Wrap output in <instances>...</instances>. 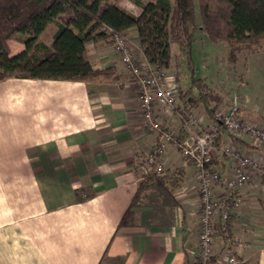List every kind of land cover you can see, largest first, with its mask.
<instances>
[{
  "label": "crops",
  "instance_id": "obj_1",
  "mask_svg": "<svg viewBox=\"0 0 264 264\" xmlns=\"http://www.w3.org/2000/svg\"><path fill=\"white\" fill-rule=\"evenodd\" d=\"M126 35L142 64L136 32ZM85 56L111 76L0 81V264H194L200 199L191 163L168 144L161 156L168 174L142 175L143 154L160 136L143 123L136 80L111 43H89ZM246 102L238 115L264 128L260 100ZM197 115L203 127L214 123L204 110ZM163 120L184 135L179 111ZM218 136L213 193L227 197L232 171L223 144L264 165V143L222 127ZM232 195L240 201L229 216L231 236L214 235L213 255L218 264L228 252L264 264V177L252 176Z\"/></svg>",
  "mask_w": 264,
  "mask_h": 264
},
{
  "label": "trees",
  "instance_id": "obj_2",
  "mask_svg": "<svg viewBox=\"0 0 264 264\" xmlns=\"http://www.w3.org/2000/svg\"><path fill=\"white\" fill-rule=\"evenodd\" d=\"M128 1L140 10L138 14L122 6L121 0H0V81L107 79L111 68H93L85 56L86 45L110 43L112 33L126 34L128 30L136 32L143 57L157 70L170 67L172 43L189 55L198 28L193 0ZM197 1L200 27L211 41L226 44L229 63H236L242 50L254 52L263 46L264 0ZM50 23L56 25V31L52 42L45 44L39 36ZM16 35L24 36L23 48L11 54L9 40ZM221 98L211 85L193 76L188 88L179 87L176 111L183 120L187 112L201 107L213 119ZM126 216L125 212L121 222ZM214 229L220 238L229 240V219L217 221ZM215 258L213 255L208 264ZM236 264L247 263L238 258Z\"/></svg>",
  "mask_w": 264,
  "mask_h": 264
},
{
  "label": "built area",
  "instance_id": "obj_3",
  "mask_svg": "<svg viewBox=\"0 0 264 264\" xmlns=\"http://www.w3.org/2000/svg\"><path fill=\"white\" fill-rule=\"evenodd\" d=\"M110 31V30H109ZM111 45L120 54V61L135 78L138 90V105L143 123L148 131L156 132L160 138L143 154L140 164L142 175H163L166 167L162 153L168 144L176 148L182 158L191 163L198 182L200 199L198 242L193 252L194 264H208L213 256V238L215 223L229 219L233 205L239 198L232 195L239 185L249 181L252 176L264 177V165L256 158L245 155L229 143H224L221 153L226 156L232 174L225 178L224 187L227 197H217L213 185L220 179V174L211 167V150L220 127L236 137L249 136L264 143V128L238 115L235 97L228 104L217 107L213 112L214 123L203 127L197 112H187L182 120L184 135L170 132L163 124V119L171 117L178 108L179 85L172 74L157 70L149 65L145 58L142 64L133 56L132 45L126 34L112 33ZM156 109L163 118H157ZM163 120V121H162ZM231 200V203L229 202ZM241 245V242H237ZM225 264H236L233 253H226Z\"/></svg>",
  "mask_w": 264,
  "mask_h": 264
},
{
  "label": "rangeland",
  "instance_id": "obj_4",
  "mask_svg": "<svg viewBox=\"0 0 264 264\" xmlns=\"http://www.w3.org/2000/svg\"><path fill=\"white\" fill-rule=\"evenodd\" d=\"M121 2L129 10H137V7L130 1L121 0ZM193 2L195 22L198 28L194 32L189 55L182 52L176 44H170L171 65L165 71L174 76L182 89L190 86L193 76L203 79L222 94L219 106L228 104L229 100L235 97L238 110L242 100L247 101L249 106H253L258 99L260 100L259 107L264 113V44L254 52L242 50L237 62L229 63L226 60L228 52L226 44L222 41L213 42L208 38L205 31L200 27L201 18L198 1L193 0ZM55 31L56 25L50 23L40 34V40L50 44ZM23 39L24 36L16 35L9 40L10 48L18 52L23 47ZM198 109L203 110L201 107ZM198 109L193 110L197 112ZM215 259L213 264H218V256Z\"/></svg>",
  "mask_w": 264,
  "mask_h": 264
}]
</instances>
